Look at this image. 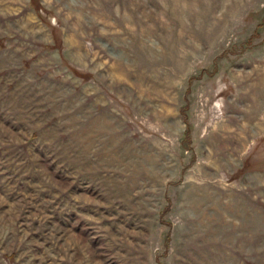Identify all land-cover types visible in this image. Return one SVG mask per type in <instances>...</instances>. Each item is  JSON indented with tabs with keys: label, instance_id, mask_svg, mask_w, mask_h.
Returning a JSON list of instances; mask_svg holds the SVG:
<instances>
[{
	"label": "rangeland",
	"instance_id": "rangeland-1",
	"mask_svg": "<svg viewBox=\"0 0 264 264\" xmlns=\"http://www.w3.org/2000/svg\"><path fill=\"white\" fill-rule=\"evenodd\" d=\"M0 264H264V0H0Z\"/></svg>",
	"mask_w": 264,
	"mask_h": 264
}]
</instances>
